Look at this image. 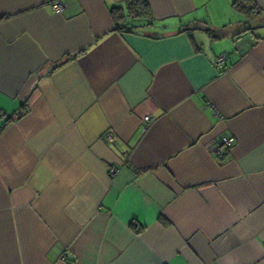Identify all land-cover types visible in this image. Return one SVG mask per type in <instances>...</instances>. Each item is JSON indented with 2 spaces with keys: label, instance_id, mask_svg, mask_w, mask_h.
<instances>
[{
  "label": "crops",
  "instance_id": "0c3cea01",
  "mask_svg": "<svg viewBox=\"0 0 264 264\" xmlns=\"http://www.w3.org/2000/svg\"><path fill=\"white\" fill-rule=\"evenodd\" d=\"M51 1L0 0V264H264V0Z\"/></svg>",
  "mask_w": 264,
  "mask_h": 264
},
{
  "label": "trees",
  "instance_id": "16d2710c",
  "mask_svg": "<svg viewBox=\"0 0 264 264\" xmlns=\"http://www.w3.org/2000/svg\"><path fill=\"white\" fill-rule=\"evenodd\" d=\"M251 0H234L232 5L247 13H256L255 3ZM115 30L130 32L142 26H150L155 18L148 0H124L122 5L110 10ZM250 14V15H252Z\"/></svg>",
  "mask_w": 264,
  "mask_h": 264
},
{
  "label": "built area",
  "instance_id": "2783aa9c",
  "mask_svg": "<svg viewBox=\"0 0 264 264\" xmlns=\"http://www.w3.org/2000/svg\"><path fill=\"white\" fill-rule=\"evenodd\" d=\"M50 7L54 12H62L65 7V3L63 0H53L50 2ZM225 61V55L224 54H219L215 57L214 64L218 68H222L223 63ZM152 121V117L150 115H146L143 117V123H142V130L146 129V126L148 123ZM110 138V137H109ZM234 144V138L229 135H223L219 138V141L217 145L215 146V153L219 157L225 156L227 153L230 152L232 149V146ZM111 173H115V169L110 170Z\"/></svg>",
  "mask_w": 264,
  "mask_h": 264
},
{
  "label": "rangeland",
  "instance_id": "374dc122",
  "mask_svg": "<svg viewBox=\"0 0 264 264\" xmlns=\"http://www.w3.org/2000/svg\"><path fill=\"white\" fill-rule=\"evenodd\" d=\"M248 23H250V22L248 21Z\"/></svg>",
  "mask_w": 264,
  "mask_h": 264
}]
</instances>
